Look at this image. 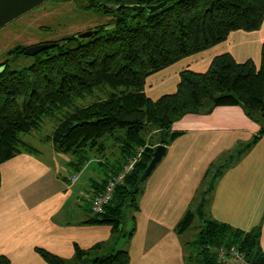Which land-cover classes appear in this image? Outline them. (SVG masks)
<instances>
[{"label":"trees","instance_id":"obj_1","mask_svg":"<svg viewBox=\"0 0 264 264\" xmlns=\"http://www.w3.org/2000/svg\"><path fill=\"white\" fill-rule=\"evenodd\" d=\"M73 1L83 10H100L113 15L101 24L90 39L64 37L35 55V61L21 69L0 66V166L16 155L37 153L39 149L24 136L43 126L44 117L92 93L97 87L109 88L108 96L78 107L45 137L60 153L70 155L69 164L80 172L93 155L108 160V178L118 173L140 147H145L134 169L116 187L113 200L103 213H93L85 223L107 224L111 238L90 249L75 248L67 260L44 248L36 251L48 264H129L127 248L135 223L128 231V213L135 219L141 186L136 183L159 144L169 146L182 132L173 128L187 112L208 113L217 106H244L260 125L249 141L226 152L211 166L203 186L214 179V188L224 172L235 166L264 135V44L261 64L254 60L238 62L225 52L215 56L205 72L185 69L180 73L176 92L154 100L147 95V78L177 61L225 41L234 30L254 31L264 22V0H172L150 13L146 6L162 0H59ZM78 44L68 47L70 40ZM27 47L12 51L24 54ZM150 130L149 137L145 131ZM155 131V132H153ZM151 133L157 134L153 139ZM113 140H112V139ZM110 145L120 158L109 161ZM117 153V152H116ZM112 173V174H111ZM2 175L0 170V187ZM105 184L96 189H102ZM178 222L176 230L187 231L198 217L200 231L195 240L199 248L196 264H221L212 247L235 246L251 264H264L262 227L250 230L234 227L205 215V189ZM202 193V194H201ZM201 195V198H200ZM197 199V200H196ZM188 243V242H187ZM0 264H11L1 255Z\"/></svg>","mask_w":264,"mask_h":264},{"label":"crops","instance_id":"obj_2","mask_svg":"<svg viewBox=\"0 0 264 264\" xmlns=\"http://www.w3.org/2000/svg\"><path fill=\"white\" fill-rule=\"evenodd\" d=\"M263 44L264 22L258 30H234L225 41L150 75L145 91L154 100L174 93L181 71L205 72L225 52L238 62L252 59L259 67ZM178 122L181 126L174 129L182 133L167 146L139 195L135 231L125 242L129 264H186L187 242L181 238L184 232L176 230L178 222L189 208L198 207L193 201L211 166L260 128L241 104L187 112ZM45 137L42 141L50 143ZM94 156L77 173L69 164L71 156L56 151L51 142L1 164L0 257H9L11 264H48L37 247L71 260L77 245L90 249L111 238L110 225L84 222L94 213L93 189L105 184L111 165L103 154ZM82 173H89L88 185L79 183ZM75 174L78 179L72 181ZM208 210L209 217L247 231L261 226L264 251V135L218 179Z\"/></svg>","mask_w":264,"mask_h":264},{"label":"rangeland","instance_id":"obj_3","mask_svg":"<svg viewBox=\"0 0 264 264\" xmlns=\"http://www.w3.org/2000/svg\"><path fill=\"white\" fill-rule=\"evenodd\" d=\"M112 20L113 15L110 13L106 14L103 11L94 9L83 10L78 8L77 4L73 1L47 0L0 28V66L1 63L6 62L10 69H21L31 65L35 61V55L29 56L12 51L16 46L30 47L37 44L58 42L64 37L76 36L82 31L94 29L101 24H109ZM77 44L78 41L73 39L68 42L67 46L73 47ZM110 92L111 90L109 88L97 87L92 93H88L84 97L73 100L69 105L44 117L43 126L34 133L25 135L24 139L42 150L46 146H51V142H43L42 138L51 134L61 119L75 111L78 107L89 105L107 97ZM178 120L174 122L173 128L177 129L181 126ZM144 133L146 137H149L150 130ZM151 135H153V139L158 138L157 134L151 133ZM112 149L117 150L115 146H113ZM119 158V152H115V156H109V161L115 162L116 159L118 160ZM97 165L99 166L98 161ZM101 178H94V180H99ZM89 182V173H82L79 183L88 185ZM213 182L214 179H209L207 184L203 186V190L205 189L204 196L206 202L201 208L205 215H209L208 207L213 195L214 188H211V183ZM144 184L145 182L141 186V191L144 189ZM90 206H92L91 202ZM133 225L134 219H132L131 213L129 212L124 223L125 229L128 231ZM199 231L200 219L197 217L194 224L181 236L184 241L188 242L186 244V264H196V254L199 248L195 240L198 238ZM123 247L125 248L126 244L124 240H121L118 243V248ZM216 249L215 246L212 247L213 251H216Z\"/></svg>","mask_w":264,"mask_h":264},{"label":"water","instance_id":"obj_4","mask_svg":"<svg viewBox=\"0 0 264 264\" xmlns=\"http://www.w3.org/2000/svg\"><path fill=\"white\" fill-rule=\"evenodd\" d=\"M47 0H0V28L15 20L16 18L24 15L30 10L36 8ZM169 1L172 0H162L160 2L149 4L146 6L150 13L156 12L163 7H165ZM98 30L96 28L82 31L76 36L80 39H90L92 38ZM55 45V43H45L37 44L34 46L27 47L24 50L25 55L34 56L37 53L48 49L49 47ZM167 152V146L165 144H159L153 152L152 158L150 159L146 169L138 179L136 183V189L142 185V183L149 178L156 166L163 159Z\"/></svg>","mask_w":264,"mask_h":264},{"label":"built area","instance_id":"obj_5","mask_svg":"<svg viewBox=\"0 0 264 264\" xmlns=\"http://www.w3.org/2000/svg\"><path fill=\"white\" fill-rule=\"evenodd\" d=\"M144 149L145 147L138 148L136 154L129 159L118 173L113 174L109 178L102 189H93L90 202L92 204V210L95 213H103L105 211L106 205L114 198L116 187L124 182L125 177L134 169L136 163L140 161ZM77 179L78 174H75L71 178L72 181H76ZM216 248L215 252L218 254V259L221 264H251L246 260L245 254L235 246L221 245Z\"/></svg>","mask_w":264,"mask_h":264}]
</instances>
